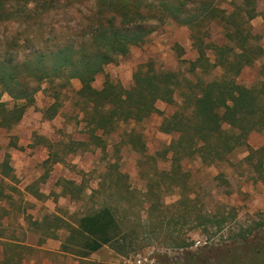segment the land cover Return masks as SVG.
<instances>
[{"label":"rangeland","instance_id":"obj_1","mask_svg":"<svg viewBox=\"0 0 264 264\" xmlns=\"http://www.w3.org/2000/svg\"><path fill=\"white\" fill-rule=\"evenodd\" d=\"M21 1L28 3L27 11L19 9L24 12L21 21H0V38L13 34L23 38L20 61L29 59L35 50L55 51L72 46L79 52L91 51L95 47L93 35L98 28H107L108 20L115 29L124 31L132 28L127 24L150 21L155 31L144 43L132 46L126 56L108 65L97 76L96 89H101L107 80L131 88L134 72L141 65L178 73L194 84L224 75L222 67L206 73L197 68L199 53L193 43V31L167 15L163 8V2L178 4L183 0ZM255 1L258 12L250 22H246L243 12L244 0H194L187 4L186 11L190 13L210 4L224 12L216 21H207L197 29L204 46L227 44L225 35L229 31H226L238 26L250 32L253 45L264 49V0ZM123 10L130 21L123 22ZM206 48L213 64L216 53L209 45ZM0 49L4 50V46L0 45ZM263 62L261 58L244 68L238 83L252 88L264 82L260 74ZM78 82L75 80L70 87L60 89L61 82L57 80L49 91L48 82L41 84L32 113L39 116L56 98L62 103L60 118L47 122L41 116H33L34 131L30 130V121L22 129H19L20 123L10 130L0 129V161L11 157L10 152L23 160L30 154H40L35 151V144H51L50 154L66 160L64 175L82 180L90 188L98 184L97 193L91 198L70 205L76 213L69 219L75 220L102 206L112 208L125 241L133 246L124 255L118 254L117 264H139L140 261L145 264H264V131L250 133L247 142L226 155L223 161L205 163L198 157L176 160L177 152L170 146L178 135L164 134L159 126L164 117L174 114L182 104L178 91L176 104L159 101L157 107L162 113H155L141 123L121 121L115 132L102 136L104 142L99 144L91 139L86 127L85 106L76 95ZM3 100L11 102L7 95ZM224 128L228 130L229 126ZM21 139L25 141L22 144ZM82 140L90 143L87 151L70 150L77 147L75 142ZM81 161L84 169L77 168ZM48 166L39 165L37 176L44 178L47 174L49 180L54 168ZM26 203L30 201L17 192L13 198L0 202V218L10 208V219L5 221L8 228L0 230L5 237H12L11 218L14 216L16 221L21 218Z\"/></svg>","mask_w":264,"mask_h":264},{"label":"trees","instance_id":"obj_2","mask_svg":"<svg viewBox=\"0 0 264 264\" xmlns=\"http://www.w3.org/2000/svg\"><path fill=\"white\" fill-rule=\"evenodd\" d=\"M193 1L183 0L178 4L166 1L162 4L167 15L193 31V43L199 53L197 68L206 73L212 68L222 67L224 75L221 78L194 84L181 78L178 73L157 71L141 65L134 72V85L131 88L126 89L107 80L101 89H96V78L108 65L126 56L132 46L144 43L155 31L148 19L142 23L127 24L132 28L125 31L115 29L113 22L108 20L107 28H98L93 35L92 44L95 47L91 51L79 52L72 46L55 51L35 50L24 61L19 60L22 36H2L0 45L4 46V50L0 49V129L10 130L23 120L27 110L35 106L43 82L49 83L48 91L57 80L61 82L60 89L70 87L74 79L81 82L82 87L76 95L85 106L83 114L90 137L99 144L104 142L102 135L115 132L121 121L141 123L154 113H162L157 108L159 101L176 104L175 95L180 91L182 104L174 114L164 117L159 126V131L164 134L178 135V139L170 146V149L177 152L175 159L198 157L205 163L223 161L226 155L247 142L250 133L264 131V82L249 88L237 81L244 68L264 58V49L253 45L250 32L238 26L235 30L226 31H229L225 35L227 44L204 46L197 29L207 21H216L224 12L204 4L202 8L188 13L186 6ZM27 5V2L22 3L21 0H0V21H21L23 18L20 17L24 13L21 10L27 11ZM243 12L246 22L252 21L258 12L256 1L244 0ZM228 17L232 19L234 16ZM130 19L124 11L123 22ZM227 23L230 21L227 20ZM208 45L216 53L213 64L206 54ZM260 74L264 78V62ZM6 95L11 102L3 100ZM54 99L55 102L43 111L45 119H53L61 109L62 103ZM225 125L229 126L228 130L224 128ZM98 132L102 135H98ZM75 143L77 147H72L71 151L85 145L82 141ZM50 156L54 162L61 158L52 153ZM10 172L5 162L3 173L8 175ZM68 245L64 246L66 251H73L83 257L104 246H109L119 255H124L133 247L125 241L122 226L113 209L108 206L82 217Z\"/></svg>","mask_w":264,"mask_h":264},{"label":"crops","instance_id":"obj_3","mask_svg":"<svg viewBox=\"0 0 264 264\" xmlns=\"http://www.w3.org/2000/svg\"><path fill=\"white\" fill-rule=\"evenodd\" d=\"M75 80L77 79L72 80L71 83ZM78 83L77 90L79 91L82 85L80 81ZM33 111L34 107L27 110L19 124V129L25 128L24 125L30 121L28 123V125H32L30 130L34 131L36 126L32 124L33 116H41L40 119L54 122L60 118L61 113L59 111L53 119L48 120L44 118L43 113L38 116V113H32ZM100 133L97 134L100 135ZM24 142V139H21L19 143ZM82 142H85V145L79 150L85 152L90 147V143L86 140H82ZM36 150L40 154H30L23 160L19 159L17 153L10 152L11 157L6 156L0 161V202L6 198H13L16 192L19 195L23 194L26 201H30L22 209L21 218L17 221L14 216L11 218L9 228L12 230V237L7 238L3 232H0V264H117L119 255L109 246H104L87 257L64 249V246L68 245L70 236L78 228L79 220L106 206L75 217V220H70L69 217L76 213L72 212L70 205H76L86 197L91 198L93 194L97 193L98 184L97 187L90 188L85 186L82 180L70 178L67 176L68 174L64 175L63 164H66V160L64 157L56 162L53 161V158L51 160L50 145L35 144ZM5 162L11 169L8 175L3 173ZM42 164L54 168L53 176L51 175L49 180H47V174L44 178L41 175L37 176L39 172L36 168H40L39 165ZM84 167V161H81L77 166L78 169H84ZM44 181L46 183H42ZM17 184L21 186L17 187ZM9 209H6L0 218L1 231L8 228V224L5 226V221L10 219Z\"/></svg>","mask_w":264,"mask_h":264},{"label":"built area","instance_id":"obj_4","mask_svg":"<svg viewBox=\"0 0 264 264\" xmlns=\"http://www.w3.org/2000/svg\"><path fill=\"white\" fill-rule=\"evenodd\" d=\"M146 261H147V259H146ZM139 264H145V263H143L142 261H140ZM149 264H150V263H149Z\"/></svg>","mask_w":264,"mask_h":264}]
</instances>
